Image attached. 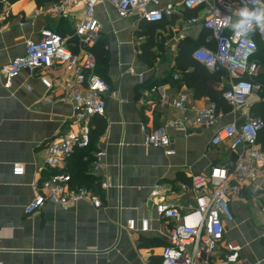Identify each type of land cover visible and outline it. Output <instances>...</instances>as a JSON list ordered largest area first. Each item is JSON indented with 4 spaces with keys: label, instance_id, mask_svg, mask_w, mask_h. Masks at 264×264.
Here are the masks:
<instances>
[{
    "label": "crops",
    "instance_id": "obj_1",
    "mask_svg": "<svg viewBox=\"0 0 264 264\" xmlns=\"http://www.w3.org/2000/svg\"><path fill=\"white\" fill-rule=\"evenodd\" d=\"M58 1L0 0V73L25 53L26 42L38 39L42 29L71 36L84 6L54 12ZM170 3L176 13L158 24L135 15L120 18L109 0L96 6L102 25L95 43L100 49L96 71L112 91L106 96L105 115L92 120V145L71 155L62 171L72 175L74 186L99 196L100 208L82 201L68 209L47 204L32 214L24 210L36 193L33 182L52 171L45 164L47 145L78 129L73 104L63 99L60 88L73 71L59 64L45 70L55 84L51 91L29 70L14 78L9 88L0 84V264H156L174 221L159 216L155 204L188 210L195 204L192 176L207 174L212 166L231 159L228 142L215 147L211 140L223 126H240L253 113L262 99L255 94L260 85L241 107L207 93L196 95L190 84L194 67L178 62L180 44H193V51L214 43L200 24L190 26L186 38L179 40L185 20L198 12L183 11L180 0H165L163 6ZM256 58L257 77L264 78V48ZM210 72L220 76V81H211L212 88L225 91L231 75ZM183 95L180 109L175 102ZM212 104L224 118L210 126L197 123L195 113ZM160 127L166 129L169 144H146L145 135ZM15 164L24 166L22 175L14 174ZM155 188L159 195L148 200ZM231 208L234 219L224 222L214 264H222L227 242L241 247L238 262L231 264H264V175L248 181ZM131 219L134 230L128 228ZM142 220L149 222L146 231L141 230Z\"/></svg>",
    "mask_w": 264,
    "mask_h": 264
},
{
    "label": "built area",
    "instance_id": "obj_2",
    "mask_svg": "<svg viewBox=\"0 0 264 264\" xmlns=\"http://www.w3.org/2000/svg\"><path fill=\"white\" fill-rule=\"evenodd\" d=\"M100 0H60L54 12H63L70 6L83 4V16L74 27L71 36L63 37L56 31L44 28L36 40L26 42L25 53L9 61L2 69L5 88L24 70L36 72L48 91L55 88L45 70L63 65L73 71V76L63 81V99L72 102L76 131H67L47 145L46 167L51 173L34 181L35 196L25 205V212L32 214L47 204L68 209L85 201L95 208L102 206L99 196L88 188L74 186L72 175L63 172L66 160L77 150L90 146L92 120L104 116L107 110L106 96L111 93L110 83L96 72V56L91 50L100 37L102 25L96 17V6ZM120 18L138 16L151 24L162 23L171 18L176 10L173 4L163 6L165 0H109ZM183 11L196 10L195 16L186 19V25L177 38H186L190 26L200 24L209 33V42L214 46L202 45L192 51V57L210 71L225 70L232 80L224 91V99L233 107L245 106L254 90L251 78L257 75L259 66L254 56L258 45L253 35L257 33L264 43V33L259 30L247 36H240L225 25L228 17L234 16L241 6V0H180ZM71 40V43L69 42ZM78 48V52L74 51ZM0 73V78H1ZM186 97L175 102L183 108ZM224 118L222 110L212 104L194 115L197 123L213 125ZM264 128L261 117L249 114L237 126L229 123L220 128L211 140L217 147L228 142L231 159L222 165H214L207 174H196L191 178V191L195 204L181 211L163 202L155 204L156 211L163 218L172 219L174 226L169 233V242L163 248L161 261L156 264H214L224 238V222L232 221L234 213L231 203L248 181L264 175V150L258 137ZM145 143L155 147L169 144L164 127L145 135ZM104 152L99 153L101 157ZM14 174L22 175L24 166L15 164ZM107 186V184H103ZM159 195L155 188L148 200ZM264 224V219H263ZM148 220H142L141 230L148 229ZM128 228H136L135 220L128 221ZM227 251L222 264L237 263L241 247L234 242L225 244Z\"/></svg>",
    "mask_w": 264,
    "mask_h": 264
},
{
    "label": "trees",
    "instance_id": "obj_3",
    "mask_svg": "<svg viewBox=\"0 0 264 264\" xmlns=\"http://www.w3.org/2000/svg\"><path fill=\"white\" fill-rule=\"evenodd\" d=\"M56 1H58V0H56ZM38 2L41 3L42 0H38ZM253 37L257 42V45H258L257 52H258L264 48L262 45L263 42L259 39L257 33L254 34ZM98 47L99 46L96 47V45H94L91 48V50L93 51L94 54L99 53L100 49ZM192 47H193V44L192 45L188 44V43L180 44V48H181L180 49V60L178 62L182 63V65H184L185 67L190 66V65L194 67V72H193V80L194 81L193 82L190 81V84L195 87L196 95L202 96L203 93H207L215 100H220V99L224 100V98H223L224 90L223 91H217V90L213 89L211 84H210L212 80L220 81L219 74L215 73V72L208 71L207 68L204 67V65H202L201 63H199L198 61L193 59ZM257 52L254 56L255 61H257V58H256ZM223 71L226 72L225 70H223ZM251 81H252V83L254 82L255 85L258 83L260 85V88H262V90H263L264 78L262 75L260 77H257V75L253 76L251 78ZM262 93H263V91H262ZM261 98H262L261 101L259 103H257L256 105H254L252 115L261 117L264 120V96H261ZM99 117H101V116H99ZM99 117H96L94 119L96 120ZM258 141H259L262 149L264 150V128L259 133ZM92 142H93V140H92V131H91L90 146L92 145ZM90 146L86 149H83V150H77L76 152H82L84 150H87L90 148Z\"/></svg>",
    "mask_w": 264,
    "mask_h": 264
},
{
    "label": "clouds",
    "instance_id": "obj_4",
    "mask_svg": "<svg viewBox=\"0 0 264 264\" xmlns=\"http://www.w3.org/2000/svg\"><path fill=\"white\" fill-rule=\"evenodd\" d=\"M225 25L240 36L259 30L264 33V0H241L234 16L228 17Z\"/></svg>",
    "mask_w": 264,
    "mask_h": 264
},
{
    "label": "rangeland",
    "instance_id": "obj_5",
    "mask_svg": "<svg viewBox=\"0 0 264 264\" xmlns=\"http://www.w3.org/2000/svg\"><path fill=\"white\" fill-rule=\"evenodd\" d=\"M149 46H150V45H149ZM149 46H148V47H149ZM151 58H154V55H152ZM253 84H254V82H253ZM255 86H256V85L254 84V87H255ZM256 88H257V89H256L255 94L258 95V96L260 95V97H261V96H264V87H263V90H262V88H259L258 86H257ZM262 91H263V93H262Z\"/></svg>",
    "mask_w": 264,
    "mask_h": 264
}]
</instances>
